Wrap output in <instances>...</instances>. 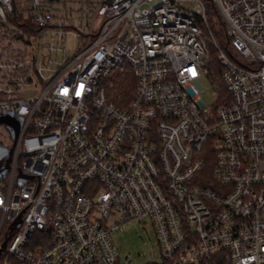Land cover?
I'll use <instances>...</instances> for the list:
<instances>
[{
	"label": "built area",
	"instance_id": "1",
	"mask_svg": "<svg viewBox=\"0 0 264 264\" xmlns=\"http://www.w3.org/2000/svg\"><path fill=\"white\" fill-rule=\"evenodd\" d=\"M6 112L0 264H120L144 217L172 264H264V0H0Z\"/></svg>",
	"mask_w": 264,
	"mask_h": 264
},
{
	"label": "rangeland",
	"instance_id": "2",
	"mask_svg": "<svg viewBox=\"0 0 264 264\" xmlns=\"http://www.w3.org/2000/svg\"><path fill=\"white\" fill-rule=\"evenodd\" d=\"M213 25H216L214 21ZM215 30L219 32L222 42H224L222 26L218 24ZM222 45L227 50L226 44L222 43ZM70 46L77 47V41L71 39ZM130 79L129 76L124 80V78L114 75L108 81L106 87L111 99L115 101L119 94L127 93L124 91L123 85ZM195 86L203 94L204 100L209 105L216 102L218 95L208 77H201L195 82ZM128 100L129 97L128 99L126 98V102ZM0 140H8L6 130L4 129H0ZM112 238L118 248L120 264H164V258L157 244L152 222L148 217H144L141 221L136 220L126 224L121 230L113 232ZM1 243H4V237L0 239Z\"/></svg>",
	"mask_w": 264,
	"mask_h": 264
},
{
	"label": "trees",
	"instance_id": "3",
	"mask_svg": "<svg viewBox=\"0 0 264 264\" xmlns=\"http://www.w3.org/2000/svg\"><path fill=\"white\" fill-rule=\"evenodd\" d=\"M212 11H213V9H210V12L211 13H212ZM209 20L211 22H213V19L211 17L209 18ZM215 27H216V25L215 26L212 25V28L215 31V34H216L217 39L221 43H224V42H222V37L219 35V32L215 30ZM221 70H222V67L219 64L218 56H217V54L215 52H213L212 61H211V68H210L211 77H212V80H213L214 84L219 89V91L222 94H226L225 87H224L223 82H222V79H221ZM115 102H117V105L122 106V104L118 103V101L115 100ZM208 166H209V163H208ZM164 264H172V263H170L169 261H167V260L164 259Z\"/></svg>",
	"mask_w": 264,
	"mask_h": 264
},
{
	"label": "water",
	"instance_id": "4",
	"mask_svg": "<svg viewBox=\"0 0 264 264\" xmlns=\"http://www.w3.org/2000/svg\"><path fill=\"white\" fill-rule=\"evenodd\" d=\"M1 123H6L10 130L12 131L14 137L16 138L19 130L21 128V123L22 119L21 118H14L12 113L6 112L0 116V124ZM11 150L10 149H5V148H0V157H4L6 155H10ZM6 243H3L2 248L0 249V254L1 251L5 248Z\"/></svg>",
	"mask_w": 264,
	"mask_h": 264
}]
</instances>
